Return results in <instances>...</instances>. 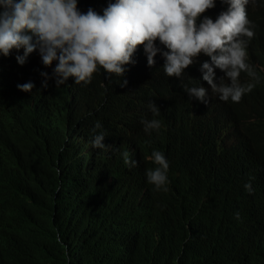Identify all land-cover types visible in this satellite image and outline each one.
Instances as JSON below:
<instances>
[{"label": "trees", "instance_id": "1", "mask_svg": "<svg viewBox=\"0 0 264 264\" xmlns=\"http://www.w3.org/2000/svg\"><path fill=\"white\" fill-rule=\"evenodd\" d=\"M22 53L0 54V264H264V173L221 152L229 103L192 101L160 53L148 66L136 50L121 77L99 68L87 85L58 87L52 76L42 86L37 51L24 66ZM27 81L29 92L16 87ZM260 87L245 104L263 114ZM141 117L160 127L146 133ZM97 121L109 148L90 145ZM153 149L166 153L167 191L146 181Z\"/></svg>", "mask_w": 264, "mask_h": 264}, {"label": "clouds", "instance_id": "2", "mask_svg": "<svg viewBox=\"0 0 264 264\" xmlns=\"http://www.w3.org/2000/svg\"><path fill=\"white\" fill-rule=\"evenodd\" d=\"M257 1L0 0V54L23 47L15 57L22 65L37 51L46 72H41L42 86L52 76L58 87L69 77L87 85L99 68L121 77L126 65L137 63L132 59L136 50V60L142 57L148 66L160 53L165 74L186 83L182 88L192 101L232 106L221 134V152L237 155L264 173V113L245 104L257 95L264 78V15ZM126 84L120 81L121 87ZM16 87L29 92L34 85L27 81ZM147 107L153 115L160 111L152 101ZM160 123L141 117L146 133ZM101 127L97 121L91 130L94 149L111 147L103 143L105 132L97 131ZM164 154L153 149L146 156L157 166L146 169L145 175L149 185L167 191L169 163ZM121 155L125 165H136L129 151ZM244 188L253 191L251 180Z\"/></svg>", "mask_w": 264, "mask_h": 264}, {"label": "bare ground", "instance_id": "3", "mask_svg": "<svg viewBox=\"0 0 264 264\" xmlns=\"http://www.w3.org/2000/svg\"><path fill=\"white\" fill-rule=\"evenodd\" d=\"M159 63H160V62H159ZM9 64H11V63H9ZM19 65H20V64H19ZM19 65H18V66H19ZM161 65H162V64H161ZM21 66H24V65H21ZM13 68H14V67H13ZM25 68H26V67H25ZM20 69H21V68H20ZM23 69H24V68H23ZM158 96H159V95H158ZM157 103H158V102H157ZM58 109H59V108H58ZM61 109H62V108H60V110H61ZM49 110H50V109H49ZM52 111H53V110H52ZM57 111H58V110H57ZM75 111H76V110H75ZM72 115H73V114H72ZM157 115H158V114H157ZM162 121H163V119H162ZM171 121H172V119H171ZM162 123H163V122H162ZM170 123H172V122H170ZM170 123H169V124H170ZM163 124H164V123H163ZM169 124H168V125H169ZM177 124H179V123H177ZM175 125H176V123H175ZM169 126H170V125H169ZM162 128H163V127H162ZM165 130H166V129H165ZM173 130H174V129H173ZM242 130L245 131L244 129H242ZM166 131H167V130H166ZM174 131H177V130H174ZM172 132H173V131H172ZM179 132H180V131H179ZM163 133H164V132H163ZM165 133H166V132H165ZM165 133H164V135H166ZM180 135H181V134H180ZM164 138H165V137H164ZM173 139H174V138H173ZM180 139H181V138H180ZM180 139H179V140H180ZM167 143H168V142H167ZM177 144H178V143H177ZM179 144H180V143H179ZM169 145H170V144H169ZM173 146H174V145H173ZM179 146H180V145H179ZM179 146H178V147H179ZM165 147H166V146H165ZM179 148L181 149V147H179ZM164 149H165V148H164ZM167 151H168V150H167ZM173 152H174V150L172 151V153H173ZM181 152H182V151H181ZM175 153H176V152H175ZM165 154H166V153H165ZM179 155L181 156V154H179ZM175 156H176V155H175ZM178 157H179V156H178ZM182 157H183V156H182ZM189 163H190V162H189ZM193 163H194V162H193ZM179 165H180V164H179ZM181 166L183 167V165H181ZM181 166H180V167H181ZM171 168H172V167H171ZM188 170H189V169H188ZM189 173H190V172H189ZM189 173H188V174H189ZM182 175H183V174H182ZM183 176L185 177L186 175H183ZM189 178H190V177H189ZM183 179H184V178H183ZM185 180H186V179H185ZM189 184H190V183H189ZM260 193L262 194V196H263V198H264V183L261 185Z\"/></svg>", "mask_w": 264, "mask_h": 264}]
</instances>
